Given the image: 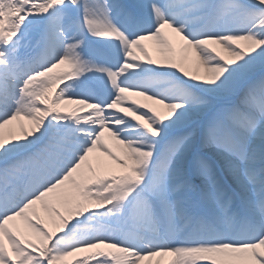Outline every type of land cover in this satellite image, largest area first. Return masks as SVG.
<instances>
[{"label": "snow or ice", "instance_id": "6c2138e0", "mask_svg": "<svg viewBox=\"0 0 264 264\" xmlns=\"http://www.w3.org/2000/svg\"><path fill=\"white\" fill-rule=\"evenodd\" d=\"M0 264H264V0H0Z\"/></svg>", "mask_w": 264, "mask_h": 264}, {"label": "bare ground", "instance_id": "6f19581e", "mask_svg": "<svg viewBox=\"0 0 264 264\" xmlns=\"http://www.w3.org/2000/svg\"><path fill=\"white\" fill-rule=\"evenodd\" d=\"M151 54H152V56L154 57V59L160 58V53H159V52H157V53H151ZM189 70H190V71H193V72L197 71V68H196L195 61H194V60H193L192 63L189 65ZM199 71L202 72L203 69H199ZM25 123H26V122H25ZM41 215L43 216L44 214L41 213Z\"/></svg>", "mask_w": 264, "mask_h": 264}, {"label": "rangeland", "instance_id": "374dc122", "mask_svg": "<svg viewBox=\"0 0 264 264\" xmlns=\"http://www.w3.org/2000/svg\"><path fill=\"white\" fill-rule=\"evenodd\" d=\"M145 46L147 47V49L149 48V46H148V44L145 42ZM181 55V53H180V51L178 50V54H175V56L177 57V58H179V56ZM190 55V54H189ZM135 99H141L142 100V98H139V97H134Z\"/></svg>", "mask_w": 264, "mask_h": 264}]
</instances>
